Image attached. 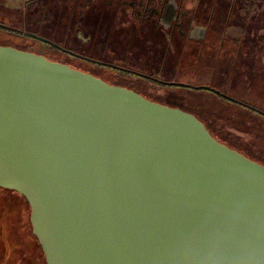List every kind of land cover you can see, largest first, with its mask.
I'll use <instances>...</instances> for the list:
<instances>
[{"label": "water", "instance_id": "obj_1", "mask_svg": "<svg viewBox=\"0 0 264 264\" xmlns=\"http://www.w3.org/2000/svg\"><path fill=\"white\" fill-rule=\"evenodd\" d=\"M0 188L26 199L46 264H209L241 237L264 251L263 165L190 112L2 44Z\"/></svg>", "mask_w": 264, "mask_h": 264}, {"label": "rangeland", "instance_id": "obj_2", "mask_svg": "<svg viewBox=\"0 0 264 264\" xmlns=\"http://www.w3.org/2000/svg\"><path fill=\"white\" fill-rule=\"evenodd\" d=\"M61 7L62 0H0V16L6 17L3 22L9 20L7 25L22 29V33L26 34L29 33L31 27L36 25H46L52 29L59 22L63 25L61 20L70 15V11L62 10ZM187 8L189 10L196 9L197 13L203 15L202 21L204 23H209L211 27L223 32L221 34L225 40L223 49L227 48L229 54L227 56L229 66L226 68L228 70L226 73L220 70L221 74L210 77L211 74L206 71L202 76L204 67H208L210 70L209 66L213 65L212 63L217 58V53L212 51V48H216L217 45L216 47L209 46V52L202 56L199 61V71L201 72L195 74L196 77L194 75L192 77L194 83L196 85L199 83L211 86L218 85L217 83L221 84L220 79H223L227 74L228 79L233 78L235 80V85L229 87L223 82L225 94L245 100L247 103L264 110L263 76L253 75L258 73V66L263 64L261 56L264 54V0H192L188 3ZM82 25H77L75 31L71 28H65L64 32V36L78 49L88 46L90 43L85 32L76 30L77 27H83ZM117 26L119 25H114L106 30H99L96 36L100 38H98L99 40L94 38L93 44L97 42L98 46H105L108 50L125 47L128 44L126 39H130V35L127 33L128 31L119 29L123 27L130 30V24L120 28ZM133 35L140 39V41L135 39L130 44L132 47L128 54H133L134 58L131 55L129 57L119 56L125 58L124 61V59L113 56L112 61L117 65L124 64L126 67L141 73L152 74L161 80H169L170 78L166 75L157 73V67L162 63L161 60L164 59V56L167 55L165 61L171 63L173 54H176L173 43L169 42L168 36L165 35L166 38L158 42L152 41V37L148 39V36L135 31ZM10 39V36L0 34V44L6 45ZM109 41L111 44H108ZM16 44H18V48L17 46L15 48L19 50L34 52L26 49L28 48L26 46H21L18 42ZM136 44H139L140 47H135ZM8 45L12 46L11 43ZM133 46L138 52H135ZM89 47L92 49L89 51L94 53L95 46L90 45ZM196 48H193L194 52L185 49V53L188 54L187 61H196L197 57L194 55ZM101 49L97 48L95 55H91L96 58L112 57V51L111 53H103ZM238 50L244 69L240 75L236 74L231 65ZM140 57L142 62L139 60ZM247 57L251 58L250 61H247ZM57 58L60 60L61 56L58 55ZM146 60L149 63L153 62L152 68H147ZM244 60L246 61L244 62ZM218 69L220 68L218 67L215 72ZM120 82L145 92L159 102L181 105L188 110H193L206 121L209 127L213 128L214 135L224 143L250 155L258 154L259 158L264 161V118L259 115L245 112L232 102L222 100L216 94L204 90L190 93L176 86L140 81L133 77L128 80L120 76L116 77V83L119 84ZM180 82L192 84V80H188V78H182ZM244 84L245 86H243ZM241 94L246 96L242 97ZM29 216L30 210L19 195L13 191L0 190V264H44L38 244L32 237Z\"/></svg>", "mask_w": 264, "mask_h": 264}, {"label": "flooded vegetation", "instance_id": "obj_3", "mask_svg": "<svg viewBox=\"0 0 264 264\" xmlns=\"http://www.w3.org/2000/svg\"><path fill=\"white\" fill-rule=\"evenodd\" d=\"M187 2L190 3L192 2V0H62V7H61L62 10L70 11L69 16L77 18L76 26L77 25L81 26L83 24L82 25L83 27H77L76 30L85 32V35L90 39V43L88 46H84L83 48L79 47L80 52L79 51L74 52V54H69L66 52H62L61 54L58 53L57 55L54 54L56 58V60L54 61L61 62L74 69H78L80 71L89 73L93 76L103 79L104 81L106 79L108 80L110 79L114 81V85H118L130 89L142 95L145 98H147V96L149 95H147L145 92L140 91L137 88L124 85L121 82L119 84L116 83V77L118 78L120 76L122 78H125L126 80L133 77L140 81L160 83L163 84L164 86H176L179 87V89L185 90L190 93H193L198 90H204L216 94L217 96L221 97L222 100L225 99L228 102H232L235 106H238L239 108L243 109L245 112L248 113L251 112V114L254 115L256 114L264 118V110H262L261 108H257L256 106L247 103V101L245 100L236 99L234 97L225 94L224 91L225 86L223 82H225L226 85H229V87L235 85L234 84L235 80L233 78L228 79L227 74H225V77L223 79H220V81L218 80L222 85L219 83H217L218 85H212V86L205 83L204 84L199 83L196 85L194 83L193 81L194 78L192 77L193 75L195 76V74L201 72L199 71V61L201 60L202 56H205L209 52L210 49L209 46L216 47L217 45L216 48H212V51L214 50L213 52L217 53L216 55L217 58L215 62L212 63L213 65L209 66L210 70L208 67H204L201 73L202 76L203 74L206 73V71H208V73L211 74L210 77L221 74V71L223 73H226L228 71L226 68L229 66V62L227 60V56L229 54L227 48L223 49V44L225 41L224 38L221 37V34L223 32L218 31L217 29L211 27L209 23H204L202 21L203 15L197 13L196 9L189 10L187 8L188 5ZM103 19L104 21H102ZM126 24H130L129 26L130 30L122 27L123 25ZM88 25L89 26L95 25V26L94 28H91L86 32L84 30V26H88ZM114 25L115 26L119 25L117 26V28L122 27V29L119 30L128 31L127 33H129L130 35L129 36L130 39H126L128 44H126L125 47H123L122 49L111 48L112 57L96 58L92 56L90 53L88 54L87 51L90 48L89 46L92 45L93 39L100 38L96 36L97 33H99V30L101 31L106 30L107 28L113 27ZM96 26L99 27L96 28ZM134 31L140 34L142 33L144 36H148L149 37L148 39H151L152 37L151 39L152 41L156 40L158 42L160 40L163 41L164 38L168 36L169 42L173 43V47L176 50V54H173L172 62L171 63L166 62L165 59L167 55H165L164 59L161 60L162 63H160V65L157 67V73L159 75L162 74L166 75L167 77L170 78L169 80H161L153 76L152 74L141 73L126 67L124 64L117 65L112 61L113 56L119 57L122 55L129 57L131 55L134 58L133 54H128L132 47L130 44H132L135 39H138L137 36L133 35ZM36 38L38 41H42L40 38L38 37ZM131 39L132 41H130ZM138 40L140 41V39ZM109 42L110 43L108 44H111V41ZM134 46L137 48L140 47L139 44H136ZM98 47L102 48L103 46L96 45L94 49L97 50ZM195 47H197L196 53L194 54L197 57L196 61L194 62H191L189 60L187 61L188 54L185 53V49L187 50L189 49L190 51L194 52L193 48ZM111 51H109V53H111ZM135 52H138L136 48H135ZM58 55L61 56L60 60L59 58H57ZM86 55H89L92 58H87ZM47 58L51 60L55 59L50 57ZM119 58L124 59L125 61V58H121V57ZM261 58L263 63L261 65L263 67V72H264V54L261 56ZM250 59H251L250 57H247V61H250ZM139 60L140 62H142L141 57ZM241 60L242 59L239 58V50H238L237 53L235 54L234 61H232L231 63L237 75H240L242 72H244V69L242 68L243 63H241ZM245 61L246 60H244V62ZM152 63L153 62L149 63L146 60L147 68H152ZM224 66L225 68H223ZM218 67L220 69H218V71L215 72ZM253 75L259 76L260 72L254 73ZM262 76H263L262 83L264 85V75ZM182 78L184 79L188 78V80H192V84L180 82ZM243 86H245V84ZM241 95L242 97L246 96L245 94H241ZM173 105L175 106L172 107H178L194 115L196 113L193 110L191 111L182 107L181 105H176V104ZM197 118L200 121H202L199 117ZM202 122L208 129L207 127L208 124L205 123L204 121ZM221 143L230 147L228 144L224 142ZM232 149L238 151L247 158L256 161L257 163L264 166V161L259 158L260 156L258 154L250 155L247 154L246 152H242L241 150L235 148Z\"/></svg>", "mask_w": 264, "mask_h": 264}, {"label": "trees", "instance_id": "obj_4", "mask_svg": "<svg viewBox=\"0 0 264 264\" xmlns=\"http://www.w3.org/2000/svg\"><path fill=\"white\" fill-rule=\"evenodd\" d=\"M4 19H6L5 16H2L0 18V34H2L3 36L4 35L10 36L11 39L8 41H9V43L12 44V46L14 45V47L18 45V44H16V42H18L21 46L28 47L26 49L32 50L36 53H41L42 55H46L50 58H55L54 54L57 55L58 53L61 54L62 52H66L69 54H74V52H78V51L80 52V49L74 47L73 43L66 36H64V32L67 28H71V29H73V31H75L74 29L76 28V24H77V18L76 17H70L68 15L66 18H63V20H61L63 22V25L59 22L53 29L47 27L46 25H36L33 28L31 27L29 33H26V34L22 33V29L13 27L11 25H7L9 20L7 19V22H3ZM94 26L95 25H90V26L88 25L87 27H84V30L87 32V30L94 28ZM98 27L99 26H96V28H98ZM38 34H40V35H38ZM32 35H34L35 37H33ZM36 37L41 38L42 41H38ZM96 39L98 40V38H96ZM96 43L97 42H94V44L92 43V45L96 46L97 45ZM17 48H18V46H17ZM35 48H37V49H35ZM39 49H40V51H39ZM89 50L92 51V49H88V51H87L88 54L89 53L95 54V52H96L95 49H93L94 53L90 52ZM101 50L103 53H109V51H111V49L108 50L107 48H105V46H103ZM86 57L92 58L89 55H86ZM102 69H105V68H102ZM258 72H260V75H264L263 67L260 65L258 66ZM105 81H107V82L109 81L110 83L114 84V81H112L110 79L109 80L106 79ZM147 98L150 100L159 102V100H155L151 96H147ZM160 103H164V102H160ZM165 104H168L170 106H175V105L169 104V103H165ZM195 115L206 123V121L202 117H200L199 114L195 113ZM207 127H208V130L212 133V135L218 141L223 142L220 138H218L214 135L213 128L209 127L208 125H207ZM229 146L232 148H235L231 145H229ZM235 149H237V148H235ZM0 190L12 191V190L2 189V188H0ZM13 192L21 197V199L25 202L28 209L30 210L26 199L22 195H20L19 193L15 192V191H13ZM30 227H31V224H30ZM32 237L37 242L39 250H40L41 258L43 259L44 264H46L42 249H41V247L37 241V238L33 235V233H32ZM42 255H43V257H42Z\"/></svg>", "mask_w": 264, "mask_h": 264}, {"label": "clouds", "instance_id": "obj_5", "mask_svg": "<svg viewBox=\"0 0 264 264\" xmlns=\"http://www.w3.org/2000/svg\"><path fill=\"white\" fill-rule=\"evenodd\" d=\"M209 264H264V251L258 237H241L233 242L230 256L213 258Z\"/></svg>", "mask_w": 264, "mask_h": 264}]
</instances>
